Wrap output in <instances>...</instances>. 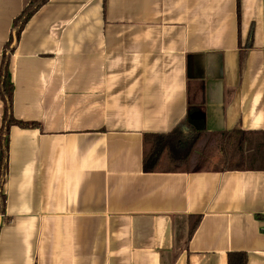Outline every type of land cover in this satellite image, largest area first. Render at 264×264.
I'll return each instance as SVG.
<instances>
[{"label": "crops", "instance_id": "crops-1", "mask_svg": "<svg viewBox=\"0 0 264 264\" xmlns=\"http://www.w3.org/2000/svg\"><path fill=\"white\" fill-rule=\"evenodd\" d=\"M29 1L0 0V62ZM9 72L38 126L8 132L0 264H264V148L260 169H142L190 107L264 142V0H48Z\"/></svg>", "mask_w": 264, "mask_h": 264}, {"label": "trees", "instance_id": "trees-1", "mask_svg": "<svg viewBox=\"0 0 264 264\" xmlns=\"http://www.w3.org/2000/svg\"><path fill=\"white\" fill-rule=\"evenodd\" d=\"M48 0H30L14 18L12 31L5 44L0 62V100L3 105L0 126V214L4 213L3 185L8 170V132L10 127H37L35 122L16 120L12 114L13 84L9 59L28 19ZM238 9V0H237ZM196 108H188L181 126L168 133L144 134L142 169L144 172H197L204 169L206 147L217 142L222 152V170L260 169L263 160V132L243 131L239 128L219 132L207 131L204 119ZM185 130V131H184ZM233 148H236L234 151ZM232 149V151H231ZM258 161L259 165H254ZM200 216L189 217L188 237L194 233ZM244 252L229 253L227 264H246Z\"/></svg>", "mask_w": 264, "mask_h": 264}, {"label": "rangeland", "instance_id": "rangeland-1", "mask_svg": "<svg viewBox=\"0 0 264 264\" xmlns=\"http://www.w3.org/2000/svg\"><path fill=\"white\" fill-rule=\"evenodd\" d=\"M233 149L236 151V148ZM205 156L204 169H222L224 167L225 158L223 157L216 141L206 147Z\"/></svg>", "mask_w": 264, "mask_h": 264}, {"label": "built area", "instance_id": "built-area-1", "mask_svg": "<svg viewBox=\"0 0 264 264\" xmlns=\"http://www.w3.org/2000/svg\"><path fill=\"white\" fill-rule=\"evenodd\" d=\"M0 218H3V214H0Z\"/></svg>", "mask_w": 264, "mask_h": 264}]
</instances>
